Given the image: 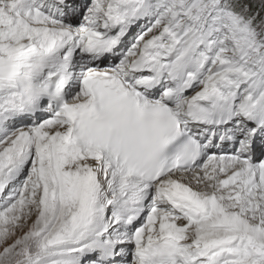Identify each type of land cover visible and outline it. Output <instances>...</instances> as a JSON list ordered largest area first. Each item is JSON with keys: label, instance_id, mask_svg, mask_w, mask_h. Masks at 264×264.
<instances>
[{"label": "snow or ice", "instance_id": "1", "mask_svg": "<svg viewBox=\"0 0 264 264\" xmlns=\"http://www.w3.org/2000/svg\"><path fill=\"white\" fill-rule=\"evenodd\" d=\"M0 264H264V0H0Z\"/></svg>", "mask_w": 264, "mask_h": 264}]
</instances>
